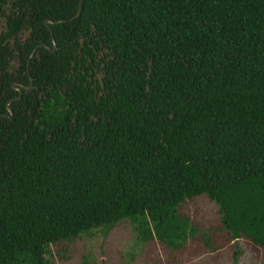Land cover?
<instances>
[{"label":"trees","instance_id":"obj_1","mask_svg":"<svg viewBox=\"0 0 264 264\" xmlns=\"http://www.w3.org/2000/svg\"><path fill=\"white\" fill-rule=\"evenodd\" d=\"M198 196L264 258V0H0V264Z\"/></svg>","mask_w":264,"mask_h":264},{"label":"rangeland","instance_id":"obj_2","mask_svg":"<svg viewBox=\"0 0 264 264\" xmlns=\"http://www.w3.org/2000/svg\"><path fill=\"white\" fill-rule=\"evenodd\" d=\"M180 212L189 216L196 228L183 253L156 239L144 241L139 225L124 220L106 237L101 229H94L71 241L52 244L46 258L49 264H264V258L255 256L244 241L226 243L227 231L217 205L206 196L187 200ZM208 237L216 250L205 247Z\"/></svg>","mask_w":264,"mask_h":264},{"label":"water","instance_id":"obj_3","mask_svg":"<svg viewBox=\"0 0 264 264\" xmlns=\"http://www.w3.org/2000/svg\"><path fill=\"white\" fill-rule=\"evenodd\" d=\"M82 5V0H80V6ZM80 13V11L78 12V14ZM78 14L75 16V17H77L78 16ZM51 23V20H46L45 21V24H46V26H49V24ZM53 45H54V49H53V51H55L56 50V44H55V41L53 40ZM43 47H46V48H48L47 46H45V45H42ZM39 46H37L36 48H35V50L38 48ZM34 50V51H35ZM31 85H32V81H31ZM30 85V86H31ZM30 86H26V85H21L20 87H15V85L13 86V88L14 89H16V90H18V92H19V97H17V98H14V99H18V98H20L21 97V95H22V88H25V89H28ZM22 87V88H21ZM7 109H8V111H9V115H7L10 119H12V117H13V110L8 106L7 107Z\"/></svg>","mask_w":264,"mask_h":264}]
</instances>
